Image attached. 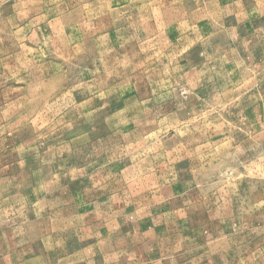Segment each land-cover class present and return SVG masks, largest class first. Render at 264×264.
Returning <instances> with one entry per match:
<instances>
[{"label":"rangeland","instance_id":"obj_1","mask_svg":"<svg viewBox=\"0 0 264 264\" xmlns=\"http://www.w3.org/2000/svg\"><path fill=\"white\" fill-rule=\"evenodd\" d=\"M126 259L264 264V0H0V264Z\"/></svg>","mask_w":264,"mask_h":264},{"label":"crops","instance_id":"obj_2","mask_svg":"<svg viewBox=\"0 0 264 264\" xmlns=\"http://www.w3.org/2000/svg\"><path fill=\"white\" fill-rule=\"evenodd\" d=\"M112 254V250L110 251H104V254ZM127 258V257H126ZM128 259H126V264H134L135 262H127Z\"/></svg>","mask_w":264,"mask_h":264}]
</instances>
